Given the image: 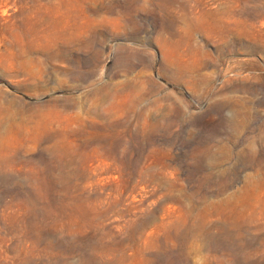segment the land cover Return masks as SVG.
<instances>
[{
  "label": "rangeland",
  "instance_id": "rangeland-1",
  "mask_svg": "<svg viewBox=\"0 0 264 264\" xmlns=\"http://www.w3.org/2000/svg\"><path fill=\"white\" fill-rule=\"evenodd\" d=\"M0 264H264V0H0Z\"/></svg>",
  "mask_w": 264,
  "mask_h": 264
}]
</instances>
